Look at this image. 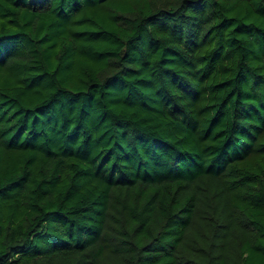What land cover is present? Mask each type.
<instances>
[{
  "label": "trees",
  "instance_id": "trees-1",
  "mask_svg": "<svg viewBox=\"0 0 264 264\" xmlns=\"http://www.w3.org/2000/svg\"><path fill=\"white\" fill-rule=\"evenodd\" d=\"M0 264H264V0H0Z\"/></svg>",
  "mask_w": 264,
  "mask_h": 264
}]
</instances>
